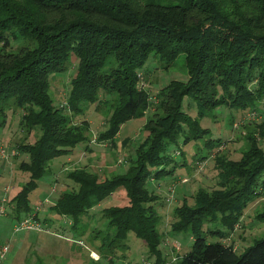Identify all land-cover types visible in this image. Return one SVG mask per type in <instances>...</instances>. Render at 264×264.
Masks as SVG:
<instances>
[{
    "label": "trees",
    "instance_id": "obj_1",
    "mask_svg": "<svg viewBox=\"0 0 264 264\" xmlns=\"http://www.w3.org/2000/svg\"><path fill=\"white\" fill-rule=\"evenodd\" d=\"M13 42H19L15 51L9 50ZM153 54L168 65L185 55L189 75L162 88L157 103L138 87ZM72 57L78 60L76 76L67 106L57 108L50 78L66 72ZM101 94L109 98L104 102L111 114L98 144L115 145L123 125L153 108L144 128L147 136L124 174L100 181L86 170L68 173L78 188L63 192L52 210L77 228L93 208L124 188L129 204L103 210L113 230L112 245L125 244L133 232L146 243L154 264H171L160 249L162 217L154 205L159 197L146 182L187 167L170 150L180 146L181 137L184 145L203 139L211 152L221 147L222 140L202 126L209 113L220 107L258 109L264 102V0H0V127L7 121L2 105L13 102L24 110L23 126L42 131L34 144L19 147L31 158L20 167L29 172V181L11 203L19 219L31 214L29 195L49 162L92 143L89 122L74 124L65 109L75 117L84 115L88 106L103 103ZM188 101L196 104V117L186 110ZM245 139L239 160L216 156L217 189L199 188L192 203L185 200L174 209L172 231L188 230L194 239L183 258L173 256L176 264H264V238L241 254L206 238L228 239L251 205L264 197V124L249 130ZM260 212L256 216L264 224ZM211 223L222 229L212 230Z\"/></svg>",
    "mask_w": 264,
    "mask_h": 264
},
{
    "label": "rangeland",
    "instance_id": "obj_2",
    "mask_svg": "<svg viewBox=\"0 0 264 264\" xmlns=\"http://www.w3.org/2000/svg\"><path fill=\"white\" fill-rule=\"evenodd\" d=\"M18 46L19 42H13L9 50L15 51ZM70 62L66 72L56 73L50 78V94L57 108L67 106L71 81L76 76L78 60L72 57ZM139 75L138 87L146 89L151 101L157 103L156 94L171 81L188 80L185 55L179 56L173 64L168 65L153 54ZM101 95L103 103L88 106L84 115L75 117L65 109L74 124L79 125L84 120L89 122L92 143L80 144L71 154L50 161L38 187L29 195L31 214L40 209L37 218L48 232H15L20 214L13 213L11 203L18 190L30 178L29 172L21 170L20 167L23 163L31 162L30 155L21 152L19 147L22 144H34L42 131H29L24 127V110L14 107L13 102L2 105L7 111V121L0 127V206L4 198L8 203L5 205L7 214L0 217V242L8 243L10 252L1 264H154V259L149 258L146 243L133 232L128 234L125 244L112 245V237L109 235H113V230L104 218L103 210L129 204L124 188L118 189L110 198L93 208L77 228L72 225L70 218L59 216L52 210V206L63 192L78 188L68 177V173L86 170L96 173L100 181L124 174L129 169L130 158L135 159V150L147 136L144 128L147 119L152 117L153 108L149 109L143 118L132 119L123 125L115 145L108 142L98 144L96 139L99 133L107 129L111 114L110 108L104 102V99L109 98ZM186 110L194 117L197 116V107L193 101L187 102ZM262 124L264 102L258 109L246 111L220 107L202 120V126L210 129L215 139L222 140L221 147L211 152L209 148L204 147L205 140L184 145L181 137L180 146H171L170 150L176 161H185L187 168L178 169L173 176L163 175L147 180L146 187L149 192L159 197L154 205L162 217L159 228L162 236L160 249L168 263L176 264L173 262V256L180 260L191 250L194 242L190 231H172L174 209L185 200L192 203L193 195L199 188L207 191L217 189L216 156L221 153L231 160H239L246 148V133ZM260 144L264 149V140H261ZM202 157L207 158L200 161ZM186 180L187 182H184ZM262 211L264 197L251 205L243 221L236 226L228 239L206 234L207 242L232 245L237 248V253L241 254L254 240L264 238V224L256 216ZM21 216L20 218H23L28 214L22 213ZM209 227L212 230L222 229L219 223H211ZM207 229L208 225L204 230ZM100 231L101 234L97 233ZM103 240H106L105 246L100 248Z\"/></svg>",
    "mask_w": 264,
    "mask_h": 264
},
{
    "label": "built area",
    "instance_id": "obj_3",
    "mask_svg": "<svg viewBox=\"0 0 264 264\" xmlns=\"http://www.w3.org/2000/svg\"><path fill=\"white\" fill-rule=\"evenodd\" d=\"M140 77V75H139ZM8 191V189H7ZM48 202V201H46ZM8 203L4 198L0 206V217L7 214L5 205ZM40 209L38 208L34 213L23 217L15 226V232H48L44 229L43 224L37 218ZM50 232V231H49ZM10 252V245L8 243H0V264L5 261ZM96 255V254H95Z\"/></svg>",
    "mask_w": 264,
    "mask_h": 264
},
{
    "label": "crops",
    "instance_id": "obj_4",
    "mask_svg": "<svg viewBox=\"0 0 264 264\" xmlns=\"http://www.w3.org/2000/svg\"><path fill=\"white\" fill-rule=\"evenodd\" d=\"M186 168H187V167H186ZM176 173H177V172H176ZM184 182H187V180L184 181ZM7 189H8V187H7ZM10 189H11V188H10ZM20 190H21V188L18 190V192H19ZM18 192H17V193H18ZM0 243H1V242H0ZM172 252H173V254H175V253H176V252H175V249H173Z\"/></svg>",
    "mask_w": 264,
    "mask_h": 264
}]
</instances>
